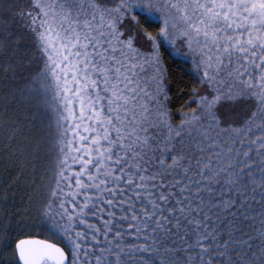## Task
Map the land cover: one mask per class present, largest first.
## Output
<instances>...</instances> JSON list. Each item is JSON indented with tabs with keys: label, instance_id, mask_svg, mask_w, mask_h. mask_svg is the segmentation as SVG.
<instances>
[{
	"label": "snow or ice",
	"instance_id": "1",
	"mask_svg": "<svg viewBox=\"0 0 264 264\" xmlns=\"http://www.w3.org/2000/svg\"><path fill=\"white\" fill-rule=\"evenodd\" d=\"M3 41L14 96L54 99L59 141L33 207L46 125L4 108L0 204L15 192L55 239L5 218L3 264H264V0H0ZM181 50L200 78L174 112L164 53Z\"/></svg>",
	"mask_w": 264,
	"mask_h": 264
},
{
	"label": "trees",
	"instance_id": "2",
	"mask_svg": "<svg viewBox=\"0 0 264 264\" xmlns=\"http://www.w3.org/2000/svg\"><path fill=\"white\" fill-rule=\"evenodd\" d=\"M7 45V47H5ZM0 53H3L4 59L0 60V125L4 123V108L8 109L9 117L14 120L20 117L21 129L27 131L32 128L30 121L38 119L41 123L46 125L45 133L41 135L40 143L44 146L42 151V159L37 167V174L32 177L36 182L35 190L30 188L31 181H22V184H27L29 187L26 189L28 194L32 197L30 204L35 207L40 199L41 195L46 192V186L52 182L55 175V164L57 153V139L58 128L57 120L58 113L56 108V102L54 99L49 100V106L40 111L39 105H35L37 112H29L27 104L31 103L32 97L14 96L12 89V80L10 73H14L15 70L20 68L19 57L16 55V49L8 44L7 41L0 42ZM8 63L12 65L8 71H5L4 64ZM164 63L166 64V71L168 72V85H169V100L171 105H174V112L186 103V94L192 87L198 85L200 73L196 69L192 59L188 56L187 52L181 50L179 53H173L169 55L164 53ZM245 101L229 102L224 105L223 112H225L229 118L226 122H240L247 110L244 105ZM28 121V123H25ZM178 122V121H177ZM5 136L4 131H0V153L5 151L3 144V138ZM24 140V137H18V142L15 147H20ZM29 172L32 170L29 168ZM7 176V170L5 165V157L0 155V181ZM26 201L19 198L15 192L9 193L8 204H0V221H4L7 218V223H4V227H9V235L13 232L15 237L23 238L24 235H36L41 238H52V234L43 227V221L36 215L29 216L24 212V206ZM21 213H24L23 215ZM15 214V215H14ZM7 255V254H5ZM10 260L14 258L8 256ZM4 257L0 256V264H3Z\"/></svg>",
	"mask_w": 264,
	"mask_h": 264
},
{
	"label": "rangeland",
	"instance_id": "3",
	"mask_svg": "<svg viewBox=\"0 0 264 264\" xmlns=\"http://www.w3.org/2000/svg\"><path fill=\"white\" fill-rule=\"evenodd\" d=\"M222 114L224 115L225 121H227L229 116L225 112H222Z\"/></svg>",
	"mask_w": 264,
	"mask_h": 264
}]
</instances>
